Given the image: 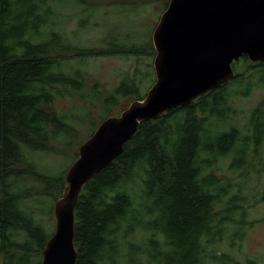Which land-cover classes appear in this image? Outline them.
Here are the masks:
<instances>
[{
  "label": "trees",
  "instance_id": "trees-1",
  "mask_svg": "<svg viewBox=\"0 0 264 264\" xmlns=\"http://www.w3.org/2000/svg\"><path fill=\"white\" fill-rule=\"evenodd\" d=\"M57 2L74 7L73 0H0V255L4 264L33 263L51 234L22 203L19 185H12L10 173L26 180L30 176L22 173L35 174L42 184L35 194L53 198L62 187L61 177L38 171L31 154L54 150L70 127L67 121L74 114L70 109L81 111L77 105L57 110L59 101L72 94L68 88L84 87V73L63 70L62 52L78 50L66 42L69 36L59 20ZM79 5L83 10L92 7ZM119 24L111 27L118 31ZM136 36L133 32L129 38ZM232 69L229 80L188 104L140 121L122 152L84 185L75 208L76 264H113L116 258L128 264H257L254 258L237 255L254 222L247 219L253 204L244 182L264 175V148H259L264 142V100L252 108L245 124H235L226 106L231 84L239 88L264 84V62L243 54ZM135 79L122 78L107 96L106 107L124 99H142ZM244 92L240 89L231 96ZM107 116L99 117L93 127ZM77 156L74 153L73 158ZM223 160L226 167L221 172ZM14 166L26 169L13 170ZM137 234L141 237L136 240Z\"/></svg>",
  "mask_w": 264,
  "mask_h": 264
},
{
  "label": "rangeland",
  "instance_id": "rangeland-1",
  "mask_svg": "<svg viewBox=\"0 0 264 264\" xmlns=\"http://www.w3.org/2000/svg\"><path fill=\"white\" fill-rule=\"evenodd\" d=\"M166 1L73 0L74 7L72 8L67 7V2L55 4L57 10L60 9L61 11V19L59 20L62 22L65 33L69 36L66 42L68 41L74 49L77 48L78 50L62 52L65 55L63 70L74 73L78 69L82 74L84 73L82 90L75 91L68 88L69 93L72 94L66 95L59 101L57 110H66L72 105H77L81 111L77 112L70 109L71 113H74L69 117L71 120L67 121L70 127H67L65 136L58 139L54 145L55 151H37L31 154V162L38 171H42L46 175L61 177L62 187L55 190L53 198L35 194L42 188L38 176L22 173L30 176L26 180L27 177L20 176V174L18 177L13 173L14 171L10 173L12 185H19V194L23 198L22 203L27 205L29 210L33 211L34 216L40 220L45 227L46 234L49 235L53 232V204L62 195L65 171L75 161L74 153L77 154L79 146L96 129L99 123L95 127L93 126L99 117L107 116L109 113H117L118 110L119 114L130 103L124 99L111 108H107L105 105L107 96L124 77L136 76L138 90L142 95H145L148 88L153 84L155 75L152 63L155 54L150 48L153 47L151 36L159 16L165 9L163 3ZM80 2L92 7L83 10L82 6L79 5ZM88 12L92 15L90 16ZM86 13L88 14L86 15ZM118 23H120L119 30H113L111 25H118ZM133 32L137 36L129 38ZM240 89L245 92L231 96L232 92ZM228 91L229 101L226 106L227 111H225L235 124L237 122L245 124L252 108L264 100V84L251 86V83H248V85L243 84L240 88L231 84ZM76 117L77 119H75ZM260 147L264 148V142L261 143ZM58 148L59 151H57ZM219 163L223 167L220 171L224 172L226 161L223 160ZM17 168L26 169L21 166H14L13 170ZM16 180L18 183H15ZM244 183L249 186L248 195L253 204L249 208L247 219L254 222L251 227L247 228L246 237L240 243V252H238L237 257L239 259L243 257L254 258L257 260V264H264V175L258 178L253 175ZM49 205L50 207H48ZM140 237L141 234H137L135 238L137 240ZM106 252L108 256L112 255L111 248L108 246ZM36 257L38 258L39 255L36 254ZM40 262L41 255L31 264H40ZM143 262L144 258H142ZM28 263L30 262L27 261L25 264ZM0 264H4L2 255H0ZM113 264L128 263L124 258L122 260L116 258Z\"/></svg>",
  "mask_w": 264,
  "mask_h": 264
},
{
  "label": "water",
  "instance_id": "water-1",
  "mask_svg": "<svg viewBox=\"0 0 264 264\" xmlns=\"http://www.w3.org/2000/svg\"><path fill=\"white\" fill-rule=\"evenodd\" d=\"M264 0H169L152 31L155 80L142 99L103 119L79 146L53 204L40 264H76L75 208L83 186L112 163L143 120L184 106L229 80L245 54L264 62Z\"/></svg>",
  "mask_w": 264,
  "mask_h": 264
},
{
  "label": "bare ground",
  "instance_id": "bare-ground-1",
  "mask_svg": "<svg viewBox=\"0 0 264 264\" xmlns=\"http://www.w3.org/2000/svg\"><path fill=\"white\" fill-rule=\"evenodd\" d=\"M263 28H264V23H263Z\"/></svg>",
  "mask_w": 264,
  "mask_h": 264
}]
</instances>
